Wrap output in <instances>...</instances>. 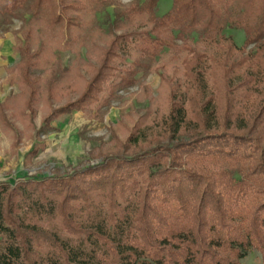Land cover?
<instances>
[{
    "label": "trees",
    "instance_id": "obj_1",
    "mask_svg": "<svg viewBox=\"0 0 264 264\" xmlns=\"http://www.w3.org/2000/svg\"><path fill=\"white\" fill-rule=\"evenodd\" d=\"M159 3L0 0V33L22 24L19 93L0 103L12 149L76 112L102 123L153 73L165 87L125 140L111 128L114 152L0 183V264H243L252 250L264 264V0H172L161 17Z\"/></svg>",
    "mask_w": 264,
    "mask_h": 264
},
{
    "label": "rangeland",
    "instance_id": "obj_2",
    "mask_svg": "<svg viewBox=\"0 0 264 264\" xmlns=\"http://www.w3.org/2000/svg\"><path fill=\"white\" fill-rule=\"evenodd\" d=\"M120 1L126 5L131 0ZM171 8L172 0H160L158 16H164ZM113 18L114 7L97 15L99 25L105 31ZM21 25L20 21H15L11 32L0 33V103L19 93L18 76H13V83L8 82V77L10 71L20 61V56L15 51L19 42L13 32L18 31ZM224 34L232 37L238 47L244 45L245 34L242 30L227 29ZM20 40L22 41L21 36ZM86 53V49L81 51L83 60L87 59ZM56 57L65 68L72 67L76 60V56L70 52H57ZM168 58V53H164L159 60V65L162 66L168 62ZM47 70L48 68L38 70L36 74L44 80ZM161 73L162 71L153 73L140 85L122 92L121 99L113 103L102 123L90 120L82 112H76L55 121L52 124L55 130L33 140H23L17 150L11 147L19 137V133L7 130L0 125V183L15 185L25 178L40 179L70 173L72 168L80 165L83 160H89L91 153L114 152L115 144L111 128L118 137L125 140L127 129L154 111L156 104H161L165 100V87L162 84ZM42 147L44 149H41ZM35 149H38V155L32 156L31 153ZM243 264H262L261 255L252 250L243 260Z\"/></svg>",
    "mask_w": 264,
    "mask_h": 264
}]
</instances>
